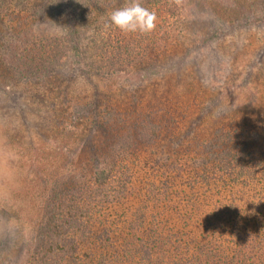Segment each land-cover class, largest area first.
<instances>
[{
	"label": "trees",
	"instance_id": "1",
	"mask_svg": "<svg viewBox=\"0 0 264 264\" xmlns=\"http://www.w3.org/2000/svg\"><path fill=\"white\" fill-rule=\"evenodd\" d=\"M140 2L149 33L111 24L131 0H0V84L55 93L74 145L6 264H264V0Z\"/></svg>",
	"mask_w": 264,
	"mask_h": 264
},
{
	"label": "rangeland",
	"instance_id": "2",
	"mask_svg": "<svg viewBox=\"0 0 264 264\" xmlns=\"http://www.w3.org/2000/svg\"><path fill=\"white\" fill-rule=\"evenodd\" d=\"M243 37L252 41V54L264 57V25L244 31ZM10 74L0 84V264L14 262L29 243L38 203L56 177L68 178L74 147L73 122L58 116L52 103L56 94L17 84L14 71ZM72 89L71 95L86 94ZM31 155L39 157L38 164L32 165Z\"/></svg>",
	"mask_w": 264,
	"mask_h": 264
},
{
	"label": "clouds",
	"instance_id": "3",
	"mask_svg": "<svg viewBox=\"0 0 264 264\" xmlns=\"http://www.w3.org/2000/svg\"><path fill=\"white\" fill-rule=\"evenodd\" d=\"M110 21L126 33H149L157 26V14L144 7L140 0H131L130 4L111 12Z\"/></svg>",
	"mask_w": 264,
	"mask_h": 264
}]
</instances>
